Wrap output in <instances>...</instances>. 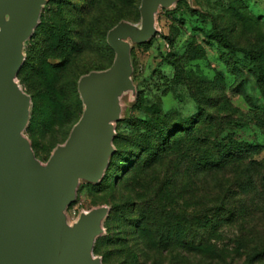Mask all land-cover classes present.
<instances>
[{
	"label": "rangeland",
	"instance_id": "rangeland-1",
	"mask_svg": "<svg viewBox=\"0 0 264 264\" xmlns=\"http://www.w3.org/2000/svg\"><path fill=\"white\" fill-rule=\"evenodd\" d=\"M139 5L46 1L16 78L41 163L81 115L80 77L110 66L109 28L139 24ZM156 29L132 47L136 95L122 99L106 175L80 183L68 222L110 209L101 264H264V0H179Z\"/></svg>",
	"mask_w": 264,
	"mask_h": 264
},
{
	"label": "water",
	"instance_id": "water-1",
	"mask_svg": "<svg viewBox=\"0 0 264 264\" xmlns=\"http://www.w3.org/2000/svg\"><path fill=\"white\" fill-rule=\"evenodd\" d=\"M46 1L0 0V264H101L93 247L110 209L83 212L73 223L66 210L81 182H101L115 152L122 99L136 95L132 47L148 43L157 33L159 10L179 0H141L139 24L120 21L107 32L111 65L80 77L81 116L41 163L24 136L31 98L16 78Z\"/></svg>",
	"mask_w": 264,
	"mask_h": 264
},
{
	"label": "trees",
	"instance_id": "trees-1",
	"mask_svg": "<svg viewBox=\"0 0 264 264\" xmlns=\"http://www.w3.org/2000/svg\"><path fill=\"white\" fill-rule=\"evenodd\" d=\"M141 1V0H140ZM140 6V5H139ZM138 12H139V8H138ZM120 22V21H119ZM119 22H117V23H119ZM116 23V24H117ZM116 24H114L111 28H113ZM39 25H40V22H39V24H38V26L36 27V29L34 30V33H33V36L35 35V33L38 31V27H39ZM111 28H109V30L111 29ZM108 30V31H109ZM221 41H222V43L226 46V47H228L229 46V44L227 43V40H226V37H224L223 35L221 36ZM28 43V42H27ZM27 43H26V45H27ZM107 44V43H106ZM26 45H25V48H26ZM108 46V45H107ZM110 49V48H109ZM111 51V50H110ZM25 52V51H24ZM112 52V51H111ZM112 54H113V52H112ZM113 58H114V54H113V56H112V61H113ZM112 61H111V63H112ZM111 65V64H110ZM105 69H107V68H105ZM104 70V69H103ZM46 80V79H45ZM45 80H44V82H45ZM42 83V82H41ZM43 84V83H42ZM43 85H45V83L43 84ZM42 85V86H43ZM44 87V86H43ZM79 104L81 105V107H82V103H81V100L79 99ZM81 113H82V110H81ZM81 116V115H80ZM80 118V117H79ZM79 118H78V120H79ZM77 120V121H78ZM77 121L75 122V124L77 123ZM74 124V125H75ZM73 125V126H74ZM72 126V127H73ZM72 129V128H71ZM71 131V130H70ZM70 133V132H69ZM69 135V134H68ZM158 137H159V140L161 141V142H166L167 143V141H169L170 140V138H171V136H166V133L165 132H163L162 131V129H159V131H158ZM67 139V138H66ZM165 143V144H166ZM112 144H113V142H112ZM232 148L233 149H235V150H238V151H241V149L243 148V147H241L240 145H236V144H234L233 146H232ZM111 163V159H110V162H109V164ZM108 170V169H107ZM107 170L105 171V174H104V176L106 175V172H107Z\"/></svg>",
	"mask_w": 264,
	"mask_h": 264
}]
</instances>
